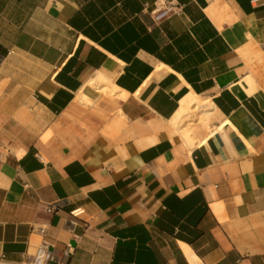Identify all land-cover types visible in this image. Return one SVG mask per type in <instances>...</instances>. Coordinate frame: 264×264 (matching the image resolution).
Returning a JSON list of instances; mask_svg holds the SVG:
<instances>
[{"label": "crops", "instance_id": "1", "mask_svg": "<svg viewBox=\"0 0 264 264\" xmlns=\"http://www.w3.org/2000/svg\"><path fill=\"white\" fill-rule=\"evenodd\" d=\"M160 1L0 6L3 264H264V0Z\"/></svg>", "mask_w": 264, "mask_h": 264}, {"label": "built area", "instance_id": "2", "mask_svg": "<svg viewBox=\"0 0 264 264\" xmlns=\"http://www.w3.org/2000/svg\"><path fill=\"white\" fill-rule=\"evenodd\" d=\"M178 7L176 3H173L168 0H162L160 1L154 10L152 11V19L155 22L162 21L166 17H168L171 13H173ZM46 210L48 212H51L53 210V207L51 205H48ZM82 212L81 209L77 208L72 211H70V215L73 217H76ZM50 243L43 241V243L37 248L36 252L28 257L24 264H47V259L50 257V251L48 250V245ZM5 263L3 260V256L0 259V264Z\"/></svg>", "mask_w": 264, "mask_h": 264}, {"label": "rangeland", "instance_id": "3", "mask_svg": "<svg viewBox=\"0 0 264 264\" xmlns=\"http://www.w3.org/2000/svg\"><path fill=\"white\" fill-rule=\"evenodd\" d=\"M10 1H13V0H0V6H2L1 8L3 9L6 4L11 5L12 2H10ZM0 26L4 27L5 21H0Z\"/></svg>", "mask_w": 264, "mask_h": 264}, {"label": "bare ground", "instance_id": "4", "mask_svg": "<svg viewBox=\"0 0 264 264\" xmlns=\"http://www.w3.org/2000/svg\"><path fill=\"white\" fill-rule=\"evenodd\" d=\"M204 153V152H203Z\"/></svg>", "mask_w": 264, "mask_h": 264}]
</instances>
